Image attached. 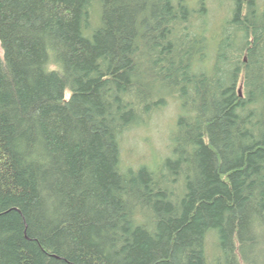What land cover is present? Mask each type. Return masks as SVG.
<instances>
[{
	"label": "trees",
	"instance_id": "trees-1",
	"mask_svg": "<svg viewBox=\"0 0 264 264\" xmlns=\"http://www.w3.org/2000/svg\"><path fill=\"white\" fill-rule=\"evenodd\" d=\"M190 2L0 0V264H264V0L217 47ZM168 99L172 155L125 167Z\"/></svg>",
	"mask_w": 264,
	"mask_h": 264
},
{
	"label": "rangeland",
	"instance_id": "rangeland-1",
	"mask_svg": "<svg viewBox=\"0 0 264 264\" xmlns=\"http://www.w3.org/2000/svg\"><path fill=\"white\" fill-rule=\"evenodd\" d=\"M190 4L196 5L200 0H190ZM210 10L208 15V37L214 38L215 47L217 40L224 35L227 10L230 9L231 0H225L224 7L219 5L218 0H205ZM221 3V2H220ZM223 7V8H222ZM100 10L95 7V19L98 20ZM97 23V22H96ZM88 35L90 32H86ZM0 53L2 47L0 42ZM210 54L209 64L213 62V54ZM211 66V65H209ZM170 98V97H169ZM167 106L155 112L147 125L136 126L128 130L121 139L123 165L132 166L136 169L144 164L155 167L165 158L172 155V135L177 127L178 117L184 113L180 100L168 99ZM208 251L213 260L217 254V241L214 235L208 238Z\"/></svg>",
	"mask_w": 264,
	"mask_h": 264
}]
</instances>
